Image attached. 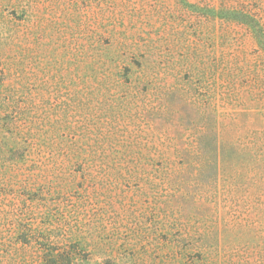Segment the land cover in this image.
I'll use <instances>...</instances> for the list:
<instances>
[{"label":"rangeland","instance_id":"374dc122","mask_svg":"<svg viewBox=\"0 0 264 264\" xmlns=\"http://www.w3.org/2000/svg\"><path fill=\"white\" fill-rule=\"evenodd\" d=\"M261 37L264 0H0V264H264Z\"/></svg>","mask_w":264,"mask_h":264},{"label":"trees","instance_id":"16d2710c","mask_svg":"<svg viewBox=\"0 0 264 264\" xmlns=\"http://www.w3.org/2000/svg\"><path fill=\"white\" fill-rule=\"evenodd\" d=\"M241 21L247 23L246 20H243V19H242ZM255 31H256V30H255ZM262 39H263L262 37L258 39V42L261 43V44L264 42Z\"/></svg>","mask_w":264,"mask_h":264}]
</instances>
